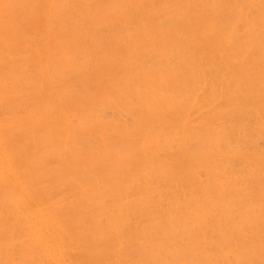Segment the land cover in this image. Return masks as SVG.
Instances as JSON below:
<instances>
[{
    "label": "bare ground",
    "instance_id": "6f19581e",
    "mask_svg": "<svg viewBox=\"0 0 264 264\" xmlns=\"http://www.w3.org/2000/svg\"><path fill=\"white\" fill-rule=\"evenodd\" d=\"M0 264H264V0H0Z\"/></svg>",
    "mask_w": 264,
    "mask_h": 264
}]
</instances>
